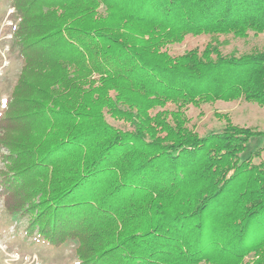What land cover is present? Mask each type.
I'll list each match as a JSON object with an SVG mask.
<instances>
[{"label": "trees", "instance_id": "trees-1", "mask_svg": "<svg viewBox=\"0 0 264 264\" xmlns=\"http://www.w3.org/2000/svg\"><path fill=\"white\" fill-rule=\"evenodd\" d=\"M10 6L22 64L0 112V195L26 236L74 241L79 264H264V129L217 113L200 135L186 112L264 108V48L223 52L264 33V0ZM187 35L208 40L172 54Z\"/></svg>", "mask_w": 264, "mask_h": 264}, {"label": "rangeland", "instance_id": "rangeland-1", "mask_svg": "<svg viewBox=\"0 0 264 264\" xmlns=\"http://www.w3.org/2000/svg\"><path fill=\"white\" fill-rule=\"evenodd\" d=\"M13 10L10 0H0V101L7 99L22 64L12 39ZM207 40L206 35H187L180 43L170 44L168 49L172 54H179L192 48L200 49ZM255 48H264V33L257 36L249 35L245 39L232 38L230 43L223 47V52L233 50L243 52ZM3 106L4 104L0 103V112ZM186 112L200 135L224 124L225 119L217 117V113L227 114L230 121L239 125L264 129V108L256 103L241 100L215 101L203 103L199 107L190 105ZM106 118L113 124H120L109 117ZM262 141L260 136L253 137L248 149H252L258 143L261 144ZM6 154L8 150L0 145V175L5 168ZM26 224V219L7 213L0 195V264H79L74 252L76 245L74 241L69 240L63 245L52 246L41 237H27L23 231Z\"/></svg>", "mask_w": 264, "mask_h": 264}, {"label": "snow or ice", "instance_id": "snow-or-ice-1", "mask_svg": "<svg viewBox=\"0 0 264 264\" xmlns=\"http://www.w3.org/2000/svg\"><path fill=\"white\" fill-rule=\"evenodd\" d=\"M0 103H3V104L6 105L7 101L6 100L5 101H0Z\"/></svg>", "mask_w": 264, "mask_h": 264}]
</instances>
